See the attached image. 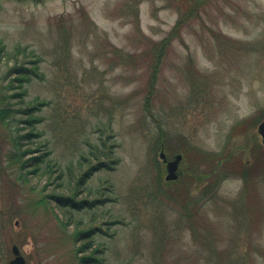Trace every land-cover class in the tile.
Masks as SVG:
<instances>
[{"label": "rangeland", "instance_id": "374dc122", "mask_svg": "<svg viewBox=\"0 0 264 264\" xmlns=\"http://www.w3.org/2000/svg\"><path fill=\"white\" fill-rule=\"evenodd\" d=\"M0 48L54 171L0 124V264H264V0H0Z\"/></svg>", "mask_w": 264, "mask_h": 264}, {"label": "trees", "instance_id": "16d2710c", "mask_svg": "<svg viewBox=\"0 0 264 264\" xmlns=\"http://www.w3.org/2000/svg\"><path fill=\"white\" fill-rule=\"evenodd\" d=\"M181 23L182 20L177 22L176 27L181 25ZM161 44L162 51L166 45V41H162ZM1 50L2 49L0 48V53ZM161 56L162 54L160 52L155 57L158 59L156 64H158L157 62H159ZM22 76L23 74H21V77ZM11 89H13V86H4L3 88L1 98L3 107L0 108V124H3L8 132L10 148L6 150L5 158H8V163L13 165L11 166L13 167L11 171L15 170L14 174L16 178L15 180L12 179V187L16 188L19 187L21 183H25L26 177L45 176L46 174L50 176L54 171L52 169L53 166L51 161L47 162V165L43 170L40 168V164L45 160L43 159V156H32L30 159H25L27 155H32L36 151L28 148L23 149L25 145L31 141L32 143H36V141L32 140L38 136V134L34 132V126L40 123V118L35 116V112L39 111L40 109L38 107L44 106L45 103L40 102L37 99L26 103L24 102V92L11 94ZM22 125H25V128L29 129V132L21 133L24 129ZM102 147L103 149H100V146H94L90 151L91 157L98 159L99 157L102 158L108 155V152H105L104 143L102 144ZM46 154H49V152H46L45 155ZM62 173L63 171L60 172V175H62ZM14 174L10 175V177H13ZM46 198L47 196H43L39 203L45 204L47 202ZM68 201V197H60L58 200L62 205H65ZM79 205H82V203H79ZM79 249L82 250V247Z\"/></svg>", "mask_w": 264, "mask_h": 264}, {"label": "water", "instance_id": "95a60500", "mask_svg": "<svg viewBox=\"0 0 264 264\" xmlns=\"http://www.w3.org/2000/svg\"><path fill=\"white\" fill-rule=\"evenodd\" d=\"M257 131L259 135L261 136L262 145L264 147V121L259 124ZM159 156L164 162L166 161L165 156L162 152L160 153ZM180 161H181V155L177 154L174 156V158L170 162L166 163V172H167V175L165 178L166 180L176 179L177 177L176 171L178 169V165ZM12 252L14 254V258L9 262V264H25L24 258L19 254L16 248H13Z\"/></svg>", "mask_w": 264, "mask_h": 264}, {"label": "flooded vegetation", "instance_id": "af4514ba", "mask_svg": "<svg viewBox=\"0 0 264 264\" xmlns=\"http://www.w3.org/2000/svg\"><path fill=\"white\" fill-rule=\"evenodd\" d=\"M162 151H163V149H161ZM160 150V151H161ZM160 153V152H159ZM175 155V154H174ZM174 155L171 157V158H167V156L165 155V157H166V161H170V160H172L173 158H174ZM158 156H159V154H158ZM181 162H182V159H181ZM180 162V163H181ZM161 163L163 164V166H164V170H165V176H166V162L164 163V162H162L161 161ZM180 165V164H179ZM176 175H177V177H176V179H174V180H172V181H168V180H166L165 179V177H164V182L166 183V185L167 186H170V184H176V183H179L180 182V178H181V172H180V170H179V166H178V169H177V172H176Z\"/></svg>", "mask_w": 264, "mask_h": 264}]
</instances>
